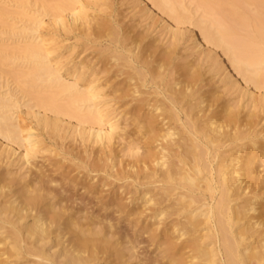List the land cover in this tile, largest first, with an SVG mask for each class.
I'll use <instances>...</instances> for the list:
<instances>
[{"label":"bare ground","instance_id":"obj_1","mask_svg":"<svg viewBox=\"0 0 264 264\" xmlns=\"http://www.w3.org/2000/svg\"><path fill=\"white\" fill-rule=\"evenodd\" d=\"M17 1L21 5V2L25 0ZM45 1L47 5L45 4L41 13L47 15L49 20L57 26V29L68 32L76 28L86 29L88 27L89 29L92 25L93 18L91 19L87 12L85 0ZM126 1H130L131 7L136 11L135 14H140V18L145 21L151 19L155 23H159L162 27L160 32H164L169 37L172 46L176 47L183 40L190 42V44L186 42L187 51L198 55L197 58H200L201 62L207 58L205 64H208V69L212 73L210 76L212 79L216 76L221 78L227 91L229 90L231 93L240 91L242 98H247L252 103H254V93H259L260 99L264 102V66L261 67L262 64L264 65V16L246 17L247 13H245L246 16L243 13L244 16H240L241 13L236 15L237 11H235L236 13L229 11L228 13L231 14L226 16L227 11L230 10V8L226 10L228 1L200 0L202 6L211 15L214 16L217 12H222L219 14V18L211 19V21L214 20L213 22L210 20L207 22L203 17H196L178 0ZM252 1L264 13V0ZM23 4L25 3L23 2ZM23 4L22 6H24ZM18 14L20 13L18 12ZM238 16L239 18H237ZM46 24V21L41 19L26 28L24 33L27 40L26 45L17 48L19 50L17 55L14 52H9L8 48H0V55L3 56L0 59L9 60V62L16 61L20 57L23 60L26 59L31 66L30 72L25 76V82L29 89L33 90L36 87L38 90L37 83H39L38 86L44 85L41 89L43 87L52 89L56 96H60L46 95L37 92V90L36 92L27 90L29 93L31 92L32 96L28 107L32 110L36 123L43 131H50L49 134L61 137L59 139H63L65 136L66 138H77V141L79 140L82 144L98 146L100 150L97 157L90 163L84 160L87 157H75L83 164L72 169L69 168L67 176H64L65 178L70 176V181L75 182V186L72 187L74 190L69 191L71 196H68L67 189L61 184L62 180H58L54 176L49 177L50 175L47 176L44 174L45 172L42 173L37 166H34V159L38 157V152H43L38 147H41L44 141L37 135L35 138L32 131L26 130L19 120L16 121L12 118L13 103L5 95L0 94V164L5 160L6 163L21 162L23 164L19 163L21 166L27 165L31 169L35 168V171L39 170V174L33 175V171L29 172L30 178L23 176L24 179H28L26 182H23L21 176L22 179L18 177L20 181L18 179L17 182L10 180V176H7L8 172L6 176L2 174L4 178L9 177L10 182L4 183V180L0 182V196L1 194L3 196L5 194L6 197L11 195L13 199L9 200V203L4 201L7 205H2L0 208V235L7 232L0 238V264H11L7 261L11 257L7 255L10 250L15 252L25 250L24 253L27 256L40 259L36 264H95L100 257L107 254L115 253V258L123 256L120 254L121 248H117L107 238L110 233L108 226L105 225L100 230H94L97 221H91L93 216L82 215L83 211L81 213L77 207L69 205L74 203L75 198L77 199L74 196L80 191L94 193L95 188L93 187L100 186V184L94 185L96 182H91L95 176L87 184L83 181L89 179L90 173L100 172V169L104 167L107 155L104 149L110 148L122 139L129 140L130 147H132L131 144H136L133 146L135 149L131 150L134 152L131 154L130 151L132 159L127 162L124 173L134 176L133 179L138 183H141L140 180L143 183L146 179H153L150 183L164 184L165 188H160L164 189L163 194L166 195L158 197V192L151 193L150 189L145 188L139 196L131 198L127 194L126 199L125 197L124 199L120 198L126 200L127 205L120 204L122 201H118L115 206L123 209L140 203L142 210H139L138 207V210L132 209L128 214L129 217L133 214H143L149 209V206L151 207L150 220H157L158 223L155 226L164 223L163 229H159L157 226L151 231L154 233L159 231V234L163 236L161 240H164V237L175 235L173 237H177L176 240L181 241V246L176 253L172 251L175 244L173 241L170 243V237L166 238L169 239V243L163 242L164 246L168 247H165L163 252H167V249L172 252L168 256L171 258L168 260L169 264H187V260H184L186 258H183L185 254L189 255L187 257V259L190 258L188 259L189 264H264V214L260 211V214L256 215L259 208L256 207L257 199L248 196L254 191V184H264V169L259 170L261 167L258 166L259 159L262 157L264 159V140L258 139V143L253 138H248L251 145L243 142L238 144L237 141L246 139L245 134L238 131L243 124H237L238 120L232 110L222 109L215 114L210 110L214 100L201 95V93L199 94V106H197L198 114L201 112L204 114L206 109H208L206 112L211 111L210 114H202L203 120L198 123L192 114L188 113V123L182 121L183 124H178L182 125L178 126L181 127L178 129L175 122L181 121L179 108L183 109L181 106L183 100L198 94L195 92L194 86L198 81L195 74L197 72H193L192 66L189 64L185 68L190 66L193 73L190 70L188 72L182 66L187 73L182 70L183 73L179 74L178 79L184 76L185 80H175L173 88H170V94L165 95V100L169 101L168 106H160L158 101L151 103V101L141 98V95H139L140 98L134 97L141 92L139 91L141 86L138 88L139 83H137L139 78L127 75L126 80H128L129 88L133 87L128 90L134 96L127 100L126 92L124 95L123 93L118 94L117 91L119 100L121 98V103L117 102V104L125 106L120 114H123V117L130 115V118H125V121L130 119L135 131L128 130L129 125L126 123L119 131L117 129L120 127L119 124L108 117L109 106L112 104L111 101L104 98L105 92L102 91L105 81L104 84L100 83L98 77L100 72L96 69L93 70L94 68L89 71L87 65L64 57L63 45L61 46L57 41V33L55 36L53 31L46 28ZM240 29L246 33L242 35ZM141 40L134 41V48H131L133 43L128 46L131 48L132 54L142 45ZM142 52L144 51L141 47L139 53L144 56L146 53ZM203 54L205 57L202 56ZM119 56L121 55L118 54ZM170 56L171 53L167 55L171 60L172 56ZM139 57L136 58L139 59ZM154 58L153 61H155ZM169 58L162 57L156 60L160 70L157 73L158 76L153 75L154 77L164 76L161 70L166 72L165 68L168 67ZM146 61L149 63L148 60ZM150 73L152 74V72ZM150 77L153 78V81L154 77ZM180 84L181 86L177 89L176 87ZM252 88L253 91H251ZM116 95L114 94V97ZM116 98L114 100L117 101ZM254 104L256 105V103ZM143 107L147 108L146 114L141 113ZM234 127L236 128L233 129ZM234 130L235 132L232 133ZM234 142H237L236 146L232 147ZM227 147L231 148H229L231 152L226 156L224 150L221 149ZM130 154L128 157H131ZM216 161L217 165L214 167L213 163ZM114 166L111 169H114ZM82 177L85 179L82 182H77ZM78 183L81 184V188L76 191ZM4 189H7L9 195ZM198 192L201 196L203 195L202 198L205 200L208 198L209 202L207 200L204 201L205 203H200L201 201L198 199L201 197L196 195ZM174 195L179 199L172 204L171 207L175 206L171 210L170 204L165 203L164 205V202L170 201L172 199L170 196ZM85 208L84 210H86ZM69 210L78 211L77 214H81L84 218L86 216L85 221L82 220L83 217H81V221L80 218L70 221L72 212ZM172 215L177 218L165 223L166 219ZM28 217L32 218L30 225L26 224L27 221L26 223L23 221ZM4 224H9L11 228L7 227L6 231ZM109 227L112 228V225ZM116 232L115 230L111 234L115 235ZM53 237L59 241L58 245H62L60 249L62 252L58 258H55L57 253H51V255L45 248ZM157 244H160L159 241ZM3 247H6L5 250ZM178 250L181 252L179 256L177 255ZM183 251H186L184 255ZM60 258L61 260H58Z\"/></svg>","mask_w":264,"mask_h":264},{"label":"rangeland","instance_id":"obj_2","mask_svg":"<svg viewBox=\"0 0 264 264\" xmlns=\"http://www.w3.org/2000/svg\"><path fill=\"white\" fill-rule=\"evenodd\" d=\"M178 1L185 8L192 11L196 17L198 18L203 17L204 19H206L207 22L208 20L211 21V19L215 20V18L216 19L219 18L220 16L219 14L222 13V12L221 13L217 12L218 14L217 15L215 14L216 12L215 11L214 12L215 15L214 16L211 15L202 6L200 0H178ZM226 1L229 2L228 5L225 3L227 6L226 10L230 8V10L227 11L226 16L228 14H231L228 13L229 11H233V12L237 11V13L235 12L236 15H238V13H241L239 14L240 16L242 15V13L245 16L248 14L246 17L259 16V15L260 17L264 16L263 10L252 0H232V3H230L231 0L230 1L226 0ZM23 2L25 4H23ZM23 2H21L20 5V3L17 0H0V20H1L0 48H4V47L6 49L8 48L9 52L11 53L14 52L15 55H17L19 53L18 49L25 46L27 42L24 36L25 29L29 28L33 23L41 19L45 20L47 23L46 28L51 32L53 31L54 35L57 33L56 34L57 36L56 35L55 36L58 39L57 41L61 44V46L63 45L64 57H66L67 59L69 57V59L71 58L77 63H83L84 65H87L89 71L94 68L93 70L96 69V71L100 72V74L98 75L99 81L102 84L105 83L103 85L104 87L101 84V87L104 88L102 92L103 93L105 92L104 98H106V100L111 101L110 103L112 104V106H109L108 117L110 119H113L114 121H116V123L119 124L120 127L117 128L119 131H121V128L123 127V125H125V123L129 125L127 127L128 130H131L133 132L135 131V127L133 123L130 121V119L125 121V118H130V115L123 117V114H120V111L125 106H121L117 104V102L119 103L121 100V98L119 100V95H118L120 93H123L125 95L124 92H126V94H128L129 97L126 98L127 100L130 99L132 96H134L131 95L132 92L128 90L133 88V87L129 88L128 80H126V78H128L129 75L132 76L134 75V78L136 79L139 78L138 79L139 82L137 83L140 84L141 81V84L140 85L138 84V88L141 86L139 91H141L142 94L140 92L136 94V96L134 97H138V98L141 97L144 100L151 101V103H153V101L155 102L158 101V104L160 106H165V105L168 106L169 101L165 100V95L170 94L169 93L171 92L170 88L171 89L173 88L174 82L179 80H185L184 76L178 79L179 74L181 75L183 72L187 73L183 70L184 68L187 69L188 72L189 70L191 72L192 70L193 72L194 71L197 72L195 74L198 77V81L194 86H195V92L196 93L198 92V94H195L193 97H188L183 100L181 106H183L184 110L179 108L181 121L175 122V124H177L176 125L177 127L182 126V125H178L180 123L183 124L182 121L188 120V116H187L188 113H191L194 119L197 120L198 123L202 122L204 117L203 115L210 114L211 111L206 112V110L208 109L205 110L204 114L202 112L198 114L199 108L197 106H199V94L201 93V95H205L209 99L214 100L213 107H211L210 110L214 111L215 114H217L218 111L222 109L232 110V112L236 115V118L238 120L237 124L240 123L243 125L246 124L245 125L246 127L245 126L242 127L243 125H241L240 129H238V131H241V133L243 132L246 135V136L244 135L246 139H244V137L242 136L244 140L237 141L238 144H242L241 142H243L251 145V141L249 140L250 141L249 142L248 138L249 139L253 138L254 141L256 140L258 143H259L258 139L262 141L264 140V109H262L264 108L262 107V105H264V102L260 99L259 93H254L253 102L256 103L255 105L254 103H252V101H249L247 98L243 99L240 91H232V93L229 90L227 91V89H225V86L221 82V78L216 76V78L214 77V79H212V76H210L212 75V73L208 69L207 66L208 64H205L207 58L204 59V62L203 61L201 62L200 58L199 59L197 58L198 55L193 54V52H191L190 50H189L190 52L187 51L188 49L186 46H188L187 43L190 44V42H187L186 40L187 42L186 43L183 40L185 43L182 41L181 43H178L176 47L174 45L172 46L169 37L166 36L164 32L163 33L160 32L162 30V27L159 25V23H155L151 19L145 21L143 18H140L139 16L140 14L139 15L135 14L136 11H134L133 8L131 7L132 4L130 3V1L127 2L126 0H85L87 6V12L90 14V18L91 19L93 18L91 21L92 25H90L89 29L88 27L86 29L76 28L68 32L62 31L59 28L57 29V26L51 20H49L48 16L41 13L43 12V7L45 6V4L47 5V2L45 0H25ZM48 2H50V0ZM22 4L24 6H22ZM230 4H232V7H230ZM1 10L5 14V16L1 12ZM18 12L20 14L17 15ZM237 18H239V16ZM240 18H244V17H240ZM235 20L236 18L234 19V21ZM245 33L246 32L242 30V35H244ZM136 39L137 41L138 39H142L141 40L142 45L140 46V48L142 47V51H144L142 53L143 54L146 53L147 55L146 54H144V56L141 55L140 54L141 52L139 53L140 48L134 50L135 55L130 52V49L134 48L133 46H135L134 41H136ZM131 43H133V45ZM130 45H132L131 48L128 47ZM125 48H128L129 51L128 49ZM144 48H146L147 50L145 51ZM150 51L152 52L149 53ZM117 53L120 54L121 56L118 57ZM136 53L138 54L137 56ZM170 53L172 56V57L170 56L171 60L169 57H167V55ZM151 55L153 56V58L155 57L154 58L155 61H153ZM202 56L205 57V54H203ZM0 57L3 56L0 55ZM113 57L115 58L117 57V59L119 58L120 59L116 61L117 59ZM136 57L137 58L139 57V59H137ZM162 57H165L167 59L169 58L170 61L168 60L169 61L167 64L168 67L166 66L165 68L166 72L165 71L163 72L161 70V73H163L164 76H161L160 78H156L158 76L157 73L160 70V68L157 65L158 62L156 60H159ZM25 60H23V58L21 57L17 58L16 61L13 60V62L12 61L9 62V60L0 59V94L5 95L7 98H9V100H11V103H13L12 105L13 109L11 110L14 114L10 111V113H12V118L16 121L19 120L20 124L23 125L26 130L32 131L33 134H35V138L39 137L42 139V141H44L42 142L43 143L42 146L40 144L41 147H38L39 150L43 152L40 151L38 152L37 154L38 157L34 159V166H37V168H39V170L42 173L45 172L44 174H46L47 176L50 175L49 177L54 176L56 179L62 180L61 184L64 188L67 189L68 191L67 195L71 196L69 191L74 190L72 187L75 186V182L70 181V176L65 178L67 176V170L69 168L72 169L80 164H83L81 161L75 159L76 156L87 157L84 160L87 161L88 163L92 162L93 159L97 157L96 155H98V151L100 150V148H98V146L92 147L89 145H84L81 142H79V140L77 141V138L72 139L70 137L66 138L65 136L63 137V139H59L61 137L58 138L56 135L52 136V134H49L50 131L49 132L43 131L38 126V124L36 123L37 121L33 116L32 110L28 107V105L32 101L31 100L32 96L30 94L31 92L29 93L28 91L31 90L33 92V90H35L34 92H36L37 89L36 87L33 90L31 87H30L31 89H29V86L25 82V76L28 72H30L29 70H31L30 64H28L27 60L26 61ZM146 60H148L149 63ZM188 64L192 66L191 67L192 70L190 69V66H187L185 68V66ZM182 66L184 67L182 68ZM263 66L264 65L262 64L261 67ZM205 69L210 72H207ZM150 72H152V74ZM148 73H150V75H148ZM22 75L24 76V78ZM153 75H155L156 77H154ZM150 76L154 77L153 81H152L153 78H151ZM213 80H215L217 83ZM37 84L39 85V83ZM38 85L37 88L38 87L39 88L37 92H41L46 95L52 94L56 96L54 90L52 92V89L49 90L45 87H43L42 90L41 87L44 85L42 86H38ZM180 86L181 84L176 88L178 89ZM251 91H253V88L251 89ZM113 93L115 95L118 93L115 96L117 97L116 98L117 101L114 100L115 97ZM139 95L141 96L139 97ZM56 97H60V96L57 95ZM112 98L114 101L111 100ZM259 107L262 108L260 109ZM146 109L147 108L143 107L141 113L143 114L144 112V114H146L145 113L147 112ZM73 123L75 124V122ZM247 124L250 125L251 128ZM180 128L181 127H178V129ZM235 128L236 127H234L233 129ZM233 132H235V130L232 131V133ZM250 134L251 136L249 137ZM237 142L232 143V147H235ZM135 145L131 144L132 147H130L129 140L122 139L119 142L115 143L110 148L104 149V151L107 153L105 157L106 163L104 167L100 169V172L90 173V176L88 177L89 179L85 182L83 181V183L87 184V182L89 183V180L95 176L94 180H91V182H96L94 185L100 184V186L93 187L95 188L94 193H89L88 191H84V190L83 192L80 191L74 196L77 197V199L75 198L74 203L69 204V205H74V207H77V210H79L81 213L83 211L84 213H82V215L85 214L87 217L90 215L93 216V217L90 216L92 218L91 221H97L96 226H94V230L97 231L100 230V228H102L105 225L108 226V231L110 233L108 234L107 238H109L117 246V248L120 247L122 250V252H120V254L123 255L122 257L115 258L114 256L115 253H113V255L107 254L100 257L95 264H120V263L121 264H158V263L169 264L170 263L168 260H170L171 258H169L168 256L172 254V252L169 249H167V252L166 251L163 252L165 247H167V245L164 246L163 242L165 241L169 243L168 241L169 239L167 240L166 238H169L170 236L164 237V240L163 239L161 240L163 236L159 234V231L155 233L151 231L152 228H155L157 226H159V229L164 228L163 222L162 225L159 224L155 226L158 223L157 220L154 219L150 220L151 207L149 206L148 207L149 209H147L143 214H133L132 216L129 217L128 214L131 213L132 209L135 208L137 209L138 207L139 210L140 209L142 210V206L140 205V203L135 206L130 205L127 208H123V209H119L117 206H115L118 201H122L121 203L119 202L120 204L127 205L128 202L120 198L124 199L125 197L126 199L127 194H129L128 197L134 198L136 196H139L144 191L145 188L150 189L152 191L151 193L158 192L159 195L158 197H162L166 195L163 194L164 189H162L165 188L163 187L164 184L162 185V183L159 182L157 183L154 182L153 184L150 183V181H152L153 179H146V181L144 180L145 183L144 181L142 183V181L140 180L141 183H138L133 179L134 176H130L124 173L126 171L125 166L127 162L132 159L131 154L134 151L131 150L135 149L133 148V146ZM229 148L230 147H227L221 150H224L225 155L226 154L228 155V153L231 152V150L229 151ZM129 154L131 157H128ZM262 158H260L258 161V166L260 165L259 168L261 167L259 170L264 169V164H263L264 159ZM217 161L213 163L214 167L217 165ZM3 163H6V160L0 164V175H1L0 178L1 179L3 178L2 181L0 182H3V180L4 183L6 182L9 183L10 180L17 181L19 179L18 177L20 176L23 178L24 180L23 182H26L28 180V179L26 180V178H30L31 171H33L32 172L33 175L36 173L39 174L38 172L39 170H36L37 171L36 172L35 168L31 169L30 166L27 165L21 166L23 165L21 162H19L21 163V165L17 162H16L17 165L14 164V162H10L14 165L8 162L9 164L6 163L7 166L3 165ZM113 165H115L114 169H111ZM19 167H21L22 169L21 168L19 169ZM7 172H8L7 176H10V180L9 177L4 178ZM2 174L5 175L3 176ZM23 176L26 178L24 179ZM21 177L20 179H22ZM71 178L73 177L71 176ZM20 179L18 181H20ZM84 179L85 177H82V179L80 180L78 179L77 182H82V180ZM147 180L149 183L147 182ZM101 184H105L107 186L103 187ZM80 188H81V184L78 183L76 185L75 190L77 191ZM254 188L255 189H253L254 191L252 192V194L251 195L249 194L248 196L255 197L257 199L256 207L257 208L259 207L260 209L258 208L259 212L257 211L256 215L260 214V211L261 213L264 214V184L256 183L254 184ZM4 190L5 192L7 191V189ZM6 193H8L9 195L8 191ZM196 195L199 196L200 195L199 192L196 193ZM1 196H0L1 197L0 208H2V205L3 206L7 205V203L4 201H8L9 203L10 202L9 200L13 199L11 195H9V197H6L5 194L4 196L3 194H1ZM170 197L172 199L170 201L166 200L164 202V205L165 203H167V205L170 204L169 206L171 207L172 204H174V202H177L179 198L176 197V195ZM174 197H176V199H173ZM199 197L197 198H199L198 200L201 201L200 203H203L204 201L208 200L207 197L206 200L202 198L203 195L202 196L200 195ZM2 202L6 204L4 205ZM207 202H209V200ZM84 207H86L85 209L87 211L84 210ZM173 207H171L170 209L172 210ZM81 208L83 209L81 210ZM71 212H72L71 213L72 218H70V221H74L76 218L78 219L80 218L81 221V217H83L82 220L85 221L86 216L84 218V216H81V214H77L79 212L75 210H72ZM65 217L67 218V216ZM30 218L31 217H28V219H24L23 220L25 221L24 223H26L27 221L26 224L30 225L29 223H31L32 221V218L31 219ZM175 218H177V216L172 215L171 217H168V219H166L165 223ZM4 225H6L5 228L6 231L8 228L9 229L11 228L9 224H4ZM110 225H112V228L109 227ZM115 230L117 232L115 233V235L114 234L112 235L111 233H114ZM4 234L6 235L7 232ZM4 234L0 235V238ZM173 236L170 237V243H172L173 241V244H175V248H173L172 251L173 253H176L177 249L181 246V241L180 240L177 241L176 240L177 237L174 238ZM51 240L50 242H48V244L45 247L47 248L46 251H48L50 254L57 253L56 257L54 255L53 256L55 258H58L59 254L62 252L60 250L62 245H58L59 241L56 240L54 237ZM158 241L162 246L160 244L159 245L157 244ZM5 248L6 247H3V250H5ZM168 250L171 253H169ZM24 251L22 250L21 251L22 253L20 251L15 252L14 250L8 251L7 255L8 257L10 256L11 257L7 261H9L11 264H29V263L36 264L37 262H39L40 259H37L32 256H27L26 253H24ZM185 252L186 251H183V255ZM180 253H181L180 250H178L177 255L179 256ZM188 256L189 255L185 254L183 257L186 258L184 260H187L186 261L187 264H189L188 259H190V258L187 259ZM58 260H61V258Z\"/></svg>","mask_w":264,"mask_h":264}]
</instances>
